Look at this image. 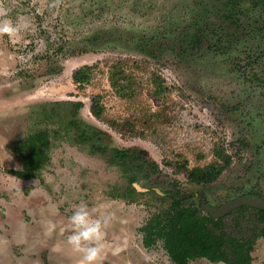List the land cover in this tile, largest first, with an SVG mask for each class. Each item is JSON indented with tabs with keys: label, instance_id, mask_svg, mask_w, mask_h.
Here are the masks:
<instances>
[{
	"label": "rangeland",
	"instance_id": "obj_1",
	"mask_svg": "<svg viewBox=\"0 0 264 264\" xmlns=\"http://www.w3.org/2000/svg\"><path fill=\"white\" fill-rule=\"evenodd\" d=\"M236 3L0 0L18 27L0 34V264H79L67 237L81 202L109 221L102 264H176L140 232L172 193L195 206L264 195V13ZM41 131L49 162L32 179L10 173ZM216 151L231 157L220 177L190 181L181 166L221 162ZM237 216L229 234L258 230L253 211ZM253 256L264 264L263 238Z\"/></svg>",
	"mask_w": 264,
	"mask_h": 264
},
{
	"label": "trees",
	"instance_id": "obj_2",
	"mask_svg": "<svg viewBox=\"0 0 264 264\" xmlns=\"http://www.w3.org/2000/svg\"><path fill=\"white\" fill-rule=\"evenodd\" d=\"M235 1L237 5L240 4V0ZM251 2L254 7L260 8L264 13V0H251ZM231 10H227L229 17H232L234 13L240 18L241 8L236 13ZM236 20L238 21V18ZM234 23L238 25V22ZM199 42L200 37L197 35L195 43ZM91 111L96 117H100L104 107L95 102ZM48 149L49 136L47 132L41 131L31 135L21 144L18 151L22 168L9 170V172L22 179L35 178L50 160ZM115 153L119 159L131 156L125 150L117 149ZM215 153L221 162L210 164L204 168L188 169L186 163L181 166L188 172L190 181L198 184H211L220 177L231 164V157L224 154V151ZM171 197L172 202L169 208L155 214L146 225L140 228L144 246L150 248L157 241L162 240L165 250L176 264H190L191 261L203 257L213 263H253L254 247L259 238H264V210L252 209L255 218L253 226L256 225L258 230L252 229L250 233L239 237L227 233L222 218L214 219L209 214L200 213L198 207L193 204L185 205L188 196L183 192L176 190L171 194ZM245 210L250 212V207L242 206L232 213L244 216Z\"/></svg>",
	"mask_w": 264,
	"mask_h": 264
},
{
	"label": "clouds",
	"instance_id": "obj_3",
	"mask_svg": "<svg viewBox=\"0 0 264 264\" xmlns=\"http://www.w3.org/2000/svg\"><path fill=\"white\" fill-rule=\"evenodd\" d=\"M5 14L6 13H0ZM18 27L11 20L0 21V34L13 36ZM72 233L67 237V243L72 251L79 254V264H102L105 248V237L109 221L107 219L94 218L88 205L81 202L75 206L69 217Z\"/></svg>",
	"mask_w": 264,
	"mask_h": 264
},
{
	"label": "water",
	"instance_id": "obj_4",
	"mask_svg": "<svg viewBox=\"0 0 264 264\" xmlns=\"http://www.w3.org/2000/svg\"><path fill=\"white\" fill-rule=\"evenodd\" d=\"M246 205L255 207L257 209H263L264 210V198H262L259 195H249L242 198H239L235 201H231L229 203H226L221 208H215V207H207V210L210 212V214L214 217H220L222 215L227 214L232 209H235L239 206Z\"/></svg>",
	"mask_w": 264,
	"mask_h": 264
},
{
	"label": "flooded vegetation",
	"instance_id": "obj_5",
	"mask_svg": "<svg viewBox=\"0 0 264 264\" xmlns=\"http://www.w3.org/2000/svg\"><path fill=\"white\" fill-rule=\"evenodd\" d=\"M235 24V23H234ZM249 195H259V196H261L262 198H264V195L263 194H261V193H254V192H252V193H249V194H246V195H243V196H240V197H238V198H236V199H233V200H230V201H228V202H226V203H229V202H231V201H235V200H237V199H239V198H242V197H245V196H249ZM226 203H224L223 205H221V206H214V205H212V204H210L207 200H204L203 202H202V204L200 205V206H197L198 207V210H199V212L200 213H205V214H209L212 218H214L211 214H210V212L207 210V207L208 206H210V207H215V208H221L222 206H224ZM242 206H246V205H242ZM242 206H239V207H237V208H235V209H232L231 211H229L227 214H225V215H222V216H220V217H217V218H214V219H220V218H222L223 219V221H224V223H225V226H226V222H225V219L228 217V216H234V215H236L235 213H232L233 211H237V209H239V208H241ZM247 207H250V211H252V209L253 208H255V207H251V206H247ZM255 209H257V208H255ZM261 210H263V209H261ZM247 212H246V210L244 211V214H246ZM238 215H240L239 213H237ZM240 217L242 218V217H244L243 215H241V216H237V217H235V218H237V220L238 219H240ZM226 231H227V228H226ZM141 232V231H140ZM228 233V232H227ZM229 234V233H228ZM143 235V234H142ZM246 235V234H245ZM241 236H244V235H241ZM241 236H239V237H241ZM264 239V238H263ZM256 245H257V243H256ZM255 245V246H256ZM254 249H255V247H254ZM254 251V250H253ZM252 256H253V252H252ZM202 259H206V260H208V261H210L209 259H207V258H202ZM253 261H254V256H253ZM174 262V261H173ZM192 262V261H191ZM191 262H190V264H191ZM175 263V262H174ZM213 263V262H212ZM218 263H221V264H225L224 262H218ZM216 264V263H215ZM253 264V263H252Z\"/></svg>",
	"mask_w": 264,
	"mask_h": 264
}]
</instances>
